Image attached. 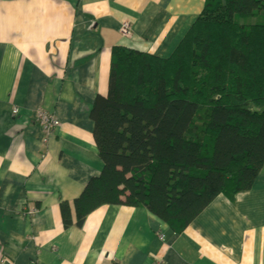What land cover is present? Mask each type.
Masks as SVG:
<instances>
[{"label": "crops", "instance_id": "1", "mask_svg": "<svg viewBox=\"0 0 264 264\" xmlns=\"http://www.w3.org/2000/svg\"><path fill=\"white\" fill-rule=\"evenodd\" d=\"M115 46L164 59L161 0H0V264H172L171 230L145 208L105 205L76 225L73 201L102 169L89 112Z\"/></svg>", "mask_w": 264, "mask_h": 264}, {"label": "trees", "instance_id": "2", "mask_svg": "<svg viewBox=\"0 0 264 264\" xmlns=\"http://www.w3.org/2000/svg\"><path fill=\"white\" fill-rule=\"evenodd\" d=\"M102 169L73 201L77 227L105 205L142 207L170 224L164 59L111 48L107 92L89 112ZM63 226L69 209L61 206Z\"/></svg>", "mask_w": 264, "mask_h": 264}, {"label": "built area", "instance_id": "3", "mask_svg": "<svg viewBox=\"0 0 264 264\" xmlns=\"http://www.w3.org/2000/svg\"><path fill=\"white\" fill-rule=\"evenodd\" d=\"M119 33L123 37H130L129 28L126 23H122ZM12 115H17V110L14 108L12 109ZM35 122L45 135L52 134L53 131L59 127L58 121L51 114H47L41 110L35 112ZM161 237L160 235V238Z\"/></svg>", "mask_w": 264, "mask_h": 264}, {"label": "rangeland", "instance_id": "4", "mask_svg": "<svg viewBox=\"0 0 264 264\" xmlns=\"http://www.w3.org/2000/svg\"><path fill=\"white\" fill-rule=\"evenodd\" d=\"M122 23H126V24L128 25L129 32H130V37H131V36H132L131 27H130V25L128 24V22H126V21H123V22H121V23L119 24V27H118V30H117V31H118V34H119L122 38H127V37H123V36L119 33V29L121 28ZM130 37H128V38H130ZM159 235L162 236V234H160V233H159ZM157 264H162V263H157Z\"/></svg>", "mask_w": 264, "mask_h": 264}]
</instances>
